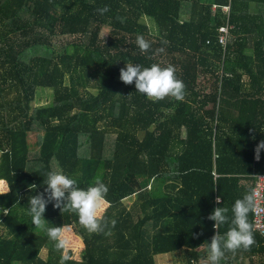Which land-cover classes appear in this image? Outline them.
<instances>
[{
  "label": "trees",
  "instance_id": "1",
  "mask_svg": "<svg viewBox=\"0 0 264 264\" xmlns=\"http://www.w3.org/2000/svg\"><path fill=\"white\" fill-rule=\"evenodd\" d=\"M127 63L175 66L184 100L150 101L120 80ZM262 140L264 0H0V264L65 255L27 211L50 171L84 189L99 177L109 188L103 215L116 220L111 235L89 234L77 214L49 203L45 226H73L85 243L86 258L65 264H157V253L181 248L186 264H207L216 232L207 217L216 207L231 217L264 173ZM254 238L220 264H264V238Z\"/></svg>",
  "mask_w": 264,
  "mask_h": 264
},
{
  "label": "clouds",
  "instance_id": "2",
  "mask_svg": "<svg viewBox=\"0 0 264 264\" xmlns=\"http://www.w3.org/2000/svg\"><path fill=\"white\" fill-rule=\"evenodd\" d=\"M109 10L106 5L96 11L103 15ZM163 43L167 44V41H163ZM135 44L141 54L147 53L151 49V43L143 35H137ZM156 51L163 53L165 49L161 47ZM175 73V66L171 64L166 67L152 64L150 67L142 68L138 64L127 63L125 68L120 69V80L125 84L134 82L137 92L146 95L154 103L166 97L183 101L186 86ZM261 150H264V140L260 141L255 148L256 160L260 159ZM2 154L0 153V155ZM44 184L46 187L43 193L29 198L27 211L35 228L45 230L48 238L55 242L54 247L57 250L64 249L67 241L62 235L61 227L45 226L44 213L49 203H52L53 207L61 212L77 214L79 224L89 234L111 235L110 228L115 227L116 220L109 221L103 215V205L109 188L99 177L94 178V182L84 189L77 186V181L74 178H70L62 172L50 171L47 173ZM36 187L35 184H32L30 188ZM256 196V190L251 189L243 198L236 199L231 208V217H229V209L226 207H216L209 214L207 219L214 221L213 228L216 229V232L211 237L210 243L206 244L207 264H220L221 260L226 258V253L235 256L240 250L250 251L256 244L255 228L248 219L249 213H254L257 209ZM216 202L221 203L219 196L216 198ZM0 211L7 215V209H0ZM225 224L229 225L228 230L221 235L217 229ZM69 259L68 255H62L60 264H65Z\"/></svg>",
  "mask_w": 264,
  "mask_h": 264
},
{
  "label": "rangeland",
  "instance_id": "3",
  "mask_svg": "<svg viewBox=\"0 0 264 264\" xmlns=\"http://www.w3.org/2000/svg\"><path fill=\"white\" fill-rule=\"evenodd\" d=\"M142 20L147 23L150 24L152 26V22L150 21L149 18L147 17H143ZM61 44V43H60ZM59 44V45H60ZM68 82V80H67ZM46 93H44V95L42 96V102H46V100H48ZM206 115L208 116L209 114H213L214 113V107L212 105H209V107L206 109ZM32 138H34V136H32ZM2 188H0L1 190L3 189H8L7 183L2 180ZM6 189V190H7ZM133 198H127L125 200V202L127 204H130ZM106 206V202L103 205V210ZM63 237L66 239L67 244L65 246V248L63 249V253L68 255L69 257L72 258H76V259H85L86 258V247H85V243L83 240V237L80 236L76 229L73 226H66L63 229L62 232ZM49 244L44 245L41 249V254L43 256H45L47 254V249L49 248ZM161 257V256H159ZM163 257H167L164 261L165 264H186L185 262V256L184 253L182 251V249H179V251H172L168 254H165ZM162 262V264H164ZM201 264H206V259L202 258V261L200 262ZM158 264V263H157Z\"/></svg>",
  "mask_w": 264,
  "mask_h": 264
},
{
  "label": "built area",
  "instance_id": "4",
  "mask_svg": "<svg viewBox=\"0 0 264 264\" xmlns=\"http://www.w3.org/2000/svg\"><path fill=\"white\" fill-rule=\"evenodd\" d=\"M213 7L216 8L217 5H214ZM223 9L227 13H229L230 6L229 5L223 6ZM229 26L232 27L231 25ZM229 26H225L222 29L223 31H225V33L220 38V41L224 44L226 43L228 38V32L230 30ZM255 177H256V181L255 184H253L252 189H255L257 193L256 196L257 209L254 213H252V224L254 225L255 230L258 231V233L264 238V173L258 174Z\"/></svg>",
  "mask_w": 264,
  "mask_h": 264
},
{
  "label": "crops",
  "instance_id": "5",
  "mask_svg": "<svg viewBox=\"0 0 264 264\" xmlns=\"http://www.w3.org/2000/svg\"><path fill=\"white\" fill-rule=\"evenodd\" d=\"M172 159H170V161H171ZM176 171H177V166H176V164H174V166H172L171 168H170V171L167 173L168 174V176H174V175H176ZM1 180V179H0ZM2 181V180H1ZM0 188H2V184L0 185ZM7 189V188H6ZM6 189H3V190H1L0 189V192H3V191H6ZM182 249V248H181ZM176 251H179V249H177ZM183 251V250H182ZM170 252H172V251H167V252H159V253H157L156 254V263H158V264H162V262L164 263V261H165V259L167 258V257H163L165 254H168V253H170ZM159 256H161V257H159ZM201 261H202V259H201ZM165 264V263H164Z\"/></svg>",
  "mask_w": 264,
  "mask_h": 264
}]
</instances>
